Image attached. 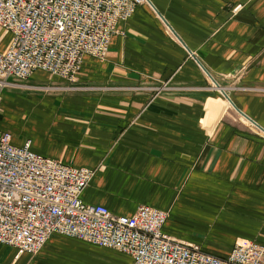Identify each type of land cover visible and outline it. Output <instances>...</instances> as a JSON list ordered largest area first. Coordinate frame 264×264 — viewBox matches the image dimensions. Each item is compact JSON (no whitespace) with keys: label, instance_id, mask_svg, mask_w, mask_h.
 Instances as JSON below:
<instances>
[{"label":"crops","instance_id":"0c3cea01","mask_svg":"<svg viewBox=\"0 0 264 264\" xmlns=\"http://www.w3.org/2000/svg\"><path fill=\"white\" fill-rule=\"evenodd\" d=\"M12 40L0 28V52ZM0 132L95 170L86 204L162 210L166 234L217 257L264 246V0H147L74 81L37 70L4 89ZM130 262L59 234L36 254L0 244V264Z\"/></svg>","mask_w":264,"mask_h":264},{"label":"built area","instance_id":"2783aa9c","mask_svg":"<svg viewBox=\"0 0 264 264\" xmlns=\"http://www.w3.org/2000/svg\"><path fill=\"white\" fill-rule=\"evenodd\" d=\"M147 0H0V28L13 37L0 52L4 89L45 71L74 81L86 55L103 59L117 23ZM95 170L73 167L12 143L0 132V244L36 254L53 234L117 250L130 264H264V246L237 240L217 257L163 231L167 213L140 205L117 215L81 194Z\"/></svg>","mask_w":264,"mask_h":264}]
</instances>
